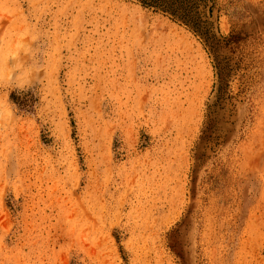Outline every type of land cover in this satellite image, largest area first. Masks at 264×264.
Listing matches in <instances>:
<instances>
[{"label":"rangeland","instance_id":"374dc122","mask_svg":"<svg viewBox=\"0 0 264 264\" xmlns=\"http://www.w3.org/2000/svg\"><path fill=\"white\" fill-rule=\"evenodd\" d=\"M0 264H264V0H0Z\"/></svg>","mask_w":264,"mask_h":264}]
</instances>
